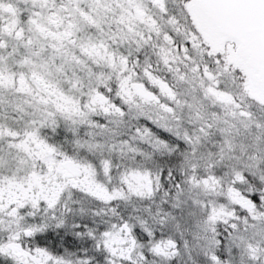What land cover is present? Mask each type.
<instances>
[{
  "label": "snow or ice",
  "instance_id": "1",
  "mask_svg": "<svg viewBox=\"0 0 264 264\" xmlns=\"http://www.w3.org/2000/svg\"><path fill=\"white\" fill-rule=\"evenodd\" d=\"M0 264H264V0H0Z\"/></svg>",
  "mask_w": 264,
  "mask_h": 264
}]
</instances>
